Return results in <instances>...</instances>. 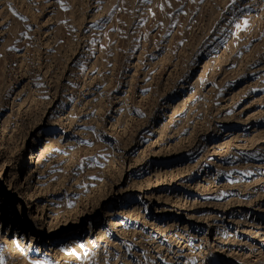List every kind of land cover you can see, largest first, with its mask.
Wrapping results in <instances>:
<instances>
[{
  "label": "rangeland",
  "instance_id": "374dc122",
  "mask_svg": "<svg viewBox=\"0 0 264 264\" xmlns=\"http://www.w3.org/2000/svg\"><path fill=\"white\" fill-rule=\"evenodd\" d=\"M0 258L264 264V0H0Z\"/></svg>",
  "mask_w": 264,
  "mask_h": 264
},
{
  "label": "bare ground",
  "instance_id": "6f19581e",
  "mask_svg": "<svg viewBox=\"0 0 264 264\" xmlns=\"http://www.w3.org/2000/svg\"><path fill=\"white\" fill-rule=\"evenodd\" d=\"M34 139H35V137H34ZM47 230H48V232H49V231H52V230H53V227L49 226V227L47 228Z\"/></svg>",
  "mask_w": 264,
  "mask_h": 264
},
{
  "label": "snow or ice",
  "instance_id": "6c2138e0",
  "mask_svg": "<svg viewBox=\"0 0 264 264\" xmlns=\"http://www.w3.org/2000/svg\"><path fill=\"white\" fill-rule=\"evenodd\" d=\"M233 3H235V0H233ZM170 6V5H169ZM162 7V6H161ZM15 15V13H14ZM0 264H3L2 258H0Z\"/></svg>",
  "mask_w": 264,
  "mask_h": 264
}]
</instances>
